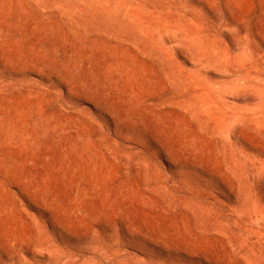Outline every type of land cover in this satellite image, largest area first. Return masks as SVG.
Wrapping results in <instances>:
<instances>
[{"label":"rangeland","instance_id":"1","mask_svg":"<svg viewBox=\"0 0 264 264\" xmlns=\"http://www.w3.org/2000/svg\"><path fill=\"white\" fill-rule=\"evenodd\" d=\"M0 264H264V0H0Z\"/></svg>","mask_w":264,"mask_h":264}]
</instances>
